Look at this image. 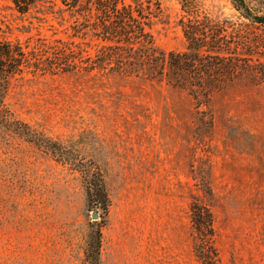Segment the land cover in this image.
<instances>
[{"label": "rangeland", "instance_id": "obj_1", "mask_svg": "<svg viewBox=\"0 0 264 264\" xmlns=\"http://www.w3.org/2000/svg\"><path fill=\"white\" fill-rule=\"evenodd\" d=\"M0 1V35L28 50L61 40L94 57L103 44L77 35L57 2L22 15ZM160 1L155 45L184 53L180 0ZM197 2L200 12L264 39V28L239 19L230 0ZM260 52L255 60L264 62ZM6 104L15 120L54 142L56 154L0 136V264H86L97 229L101 264H203L193 206L212 215L219 264H264V82L244 76L199 111L187 91L166 82L26 72ZM93 170L104 178L106 211L87 195Z\"/></svg>", "mask_w": 264, "mask_h": 264}, {"label": "trees", "instance_id": "obj_2", "mask_svg": "<svg viewBox=\"0 0 264 264\" xmlns=\"http://www.w3.org/2000/svg\"><path fill=\"white\" fill-rule=\"evenodd\" d=\"M6 1L25 15L46 0ZM51 1L59 3L62 11L71 13L77 35L92 37L103 44L92 57L84 55L86 51L74 43L42 41L34 50H28L0 35V136L12 134L56 154L54 142L15 120L7 107L6 98L13 81L26 72L56 75L98 71L166 82L170 87L187 91L199 111L208 107L212 93L244 76L264 82V62L255 60L254 55L261 54L264 39L258 36L249 39L230 19L212 18L200 12L197 0H180L186 15L180 21L188 45L184 53H165L155 45L151 30L154 19L163 12L160 0ZM230 3L239 19L264 28V0H230ZM92 172L93 178L86 183L89 201L106 211L109 197L104 178L101 173ZM192 211L199 234L195 248L198 258L203 264H219L211 213L196 206ZM101 248L102 233L97 229L88 236L86 264H101Z\"/></svg>", "mask_w": 264, "mask_h": 264}, {"label": "water", "instance_id": "obj_3", "mask_svg": "<svg viewBox=\"0 0 264 264\" xmlns=\"http://www.w3.org/2000/svg\"><path fill=\"white\" fill-rule=\"evenodd\" d=\"M92 218H93V220H98V219H99V215H98V213H97V212L94 213V214L92 215Z\"/></svg>", "mask_w": 264, "mask_h": 264}]
</instances>
